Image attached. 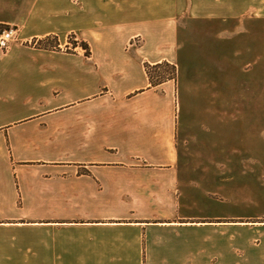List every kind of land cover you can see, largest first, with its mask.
<instances>
[{"label": "crops", "instance_id": "crops-1", "mask_svg": "<svg viewBox=\"0 0 264 264\" xmlns=\"http://www.w3.org/2000/svg\"><path fill=\"white\" fill-rule=\"evenodd\" d=\"M243 20L264 0H0V264H264L224 111L191 105L222 96Z\"/></svg>", "mask_w": 264, "mask_h": 264}, {"label": "rangeland", "instance_id": "rangeland-1", "mask_svg": "<svg viewBox=\"0 0 264 264\" xmlns=\"http://www.w3.org/2000/svg\"><path fill=\"white\" fill-rule=\"evenodd\" d=\"M229 28L233 34L219 44L225 61L221 71L224 77L218 84L222 96L215 102L191 105L194 109L224 111L229 125L224 129L219 156L241 160L235 168L241 171L242 192L253 195L256 185L250 206L241 199L242 212L255 216L252 222H264V20H243ZM5 29L9 28H0V32ZM71 38L64 39L60 49L71 52L75 41ZM228 168L234 167H223L226 172ZM224 179L229 181V175Z\"/></svg>", "mask_w": 264, "mask_h": 264}, {"label": "trees", "instance_id": "trees-1", "mask_svg": "<svg viewBox=\"0 0 264 264\" xmlns=\"http://www.w3.org/2000/svg\"><path fill=\"white\" fill-rule=\"evenodd\" d=\"M71 37V39H75L74 43H72L74 48L78 46L88 47V45H86L85 43L77 41L75 36ZM53 41L55 43H52ZM36 46L46 50H60L61 44L57 37H49L37 42ZM87 54H90L89 50L87 51ZM146 70L153 87L161 85L162 83L168 80H176L178 75L177 68L168 63H163L156 66H151L147 64Z\"/></svg>", "mask_w": 264, "mask_h": 264}, {"label": "built area", "instance_id": "built-area-1", "mask_svg": "<svg viewBox=\"0 0 264 264\" xmlns=\"http://www.w3.org/2000/svg\"><path fill=\"white\" fill-rule=\"evenodd\" d=\"M16 30L13 28L5 29L0 32V55H4L15 41Z\"/></svg>", "mask_w": 264, "mask_h": 264}]
</instances>
